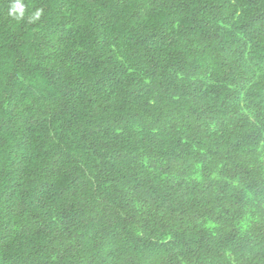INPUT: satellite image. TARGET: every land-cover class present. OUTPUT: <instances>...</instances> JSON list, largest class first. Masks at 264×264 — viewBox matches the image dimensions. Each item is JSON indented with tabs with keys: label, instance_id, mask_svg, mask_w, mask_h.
Wrapping results in <instances>:
<instances>
[{
	"label": "trees",
	"instance_id": "16d2710c",
	"mask_svg": "<svg viewBox=\"0 0 264 264\" xmlns=\"http://www.w3.org/2000/svg\"><path fill=\"white\" fill-rule=\"evenodd\" d=\"M22 2L0 264H264V0Z\"/></svg>",
	"mask_w": 264,
	"mask_h": 264
},
{
	"label": "clouds",
	"instance_id": "9594fccd",
	"mask_svg": "<svg viewBox=\"0 0 264 264\" xmlns=\"http://www.w3.org/2000/svg\"><path fill=\"white\" fill-rule=\"evenodd\" d=\"M25 13H26V7L22 2V0H11V4L7 12L8 17L19 21L24 18ZM40 15H41V10L37 9L34 13L31 14L30 19L32 21L38 20Z\"/></svg>",
	"mask_w": 264,
	"mask_h": 264
}]
</instances>
